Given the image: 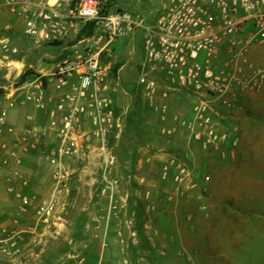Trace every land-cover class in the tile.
I'll return each instance as SVG.
<instances>
[{"label":"built area","instance_id":"built-area-1","mask_svg":"<svg viewBox=\"0 0 264 264\" xmlns=\"http://www.w3.org/2000/svg\"><path fill=\"white\" fill-rule=\"evenodd\" d=\"M4 11L21 20L23 34L36 45L60 48L59 57L48 56L53 59L48 69L28 66L15 80L0 79V139L7 135L15 148L38 151L50 169V192L35 210L38 223L72 205L84 177L106 199L100 210L118 215V162L111 145L122 130L123 111L115 104L108 75L120 38L143 29L138 86L147 107L158 114L161 131L171 134L179 126L205 149L235 144L223 127L224 112L236 107L238 90L264 84V68L246 58L253 47L264 45V0H162L147 25L117 0H0V15ZM10 29L5 22L0 64L20 53ZM170 91L191 96L190 117L170 112L165 101ZM24 105L42 112L43 128L8 122L10 110ZM168 120L172 125L164 124ZM0 149V154L16 155L5 141ZM7 163L0 156V167ZM159 174L178 186H195L185 157L174 156ZM0 231L5 234L0 253L20 254L17 234Z\"/></svg>","mask_w":264,"mask_h":264},{"label":"crops","instance_id":"crops-1","mask_svg":"<svg viewBox=\"0 0 264 264\" xmlns=\"http://www.w3.org/2000/svg\"><path fill=\"white\" fill-rule=\"evenodd\" d=\"M1 22L11 24L13 41L17 26L22 28L21 20L4 11ZM26 52L9 62L2 61L0 79L15 80L28 66L35 65L26 62L33 51ZM59 56L58 53L53 57ZM246 58L264 68V45L253 47ZM142 61L143 52L140 66ZM122 67L115 54L108 82L114 89L117 108L123 111L122 130L111 145L118 162L117 217L108 216L96 206L106 199L97 194L89 177H84L77 184L74 199L82 195L80 189L88 186L86 198L91 205H70L46 223H38L35 210L50 192V169L38 151L15 148L6 135L0 141H5L8 150L16 155L0 154L8 160L0 167V173L11 174L1 181L6 190L0 192V196L4 194L0 229L17 234L21 252L13 258L0 253V264H43L46 259L52 264H221L228 261V215L241 217L230 226L235 229L236 241L244 237V214L264 216V84L254 91L238 90L236 107L223 111V127L235 144L205 149L190 141L188 132L179 126L175 125L171 134L163 133L158 114L147 107L141 90L135 94V88L131 92L122 86ZM126 96L130 104H125ZM165 101L170 112L190 117L191 96L170 91ZM244 104L250 105V110ZM8 122L18 128L44 127L42 112L31 105L10 110ZM164 124L172 125L169 120ZM174 156L189 161L194 187L178 186L170 179L160 178V166ZM119 167L125 170L119 172ZM72 229L89 231V235L84 238L81 234L73 240L67 235ZM248 229L252 238L261 230L259 223ZM4 235L0 231V238ZM58 238H63L64 245L72 246L74 251L65 250L58 257L48 254Z\"/></svg>","mask_w":264,"mask_h":264},{"label":"rangeland","instance_id":"rangeland-1","mask_svg":"<svg viewBox=\"0 0 264 264\" xmlns=\"http://www.w3.org/2000/svg\"><path fill=\"white\" fill-rule=\"evenodd\" d=\"M118 5H121L125 10L130 12L133 16H137L139 18L144 19V24H150L157 13V11L161 8L162 0H117ZM4 22L0 23V34L3 28ZM14 33V39L13 43L18 47V49L21 52V55L26 54V49H29L32 53V56L27 57L26 62L35 64L32 66V68L36 69H42L46 70L49 68V64L52 63L53 59L48 58V56L44 57V53H51L54 55H57L60 51L59 47L52 46V45H44V46H36L34 42L26 37L23 32L20 25L17 26ZM124 41V42H123ZM142 42H143V29L137 28L133 37H127L125 40L123 38H120L117 43H115V54L119 57V61L123 63V67L120 70V78L122 81V86L129 90L133 91L135 88V94H138L140 92V87L138 86V79L141 73V66L140 61L142 59ZM40 58L43 59V61H40ZM138 86V87H137ZM141 93V92H140ZM126 99V100H125ZM124 99L125 104H130V98L129 96H126ZM244 108L246 107L249 109L251 108L250 105L244 104ZM263 107V106H261ZM262 160L263 157H260ZM119 172H123L124 168H118ZM24 173V172H23ZM39 174H42L40 172ZM45 174V172L43 173ZM10 174V171L8 172H1L0 173V192L5 191V186H2V180L4 178H7ZM85 188L80 189V193L82 192V195H80L76 199H72V206L78 205L82 206L84 204L90 206L91 203H88V200L86 198V194L88 192V186H84ZM8 190V189H7ZM79 193V194H80ZM4 197V194H1L0 196V202L1 198ZM102 201L99 203H96L97 207H100L103 205ZM241 218L239 216L235 215H228V224L230 226H234L236 221ZM245 221V230H244V237H242V241H236L233 237L235 236L236 232L234 228L230 229L228 231V245L226 249L228 250V255L226 260L228 261L226 263L221 264H264V216L263 215H251V214H244L243 216ZM255 223H259L260 231L256 232L257 236L252 238V233L246 228H251V226L255 225ZM66 233V232H65ZM83 234V237H87L89 235V231H77L75 229L69 230L67 235L68 237L75 240L77 236ZM232 236V238H231ZM57 243H53V245L48 249L49 253L52 256H59L65 250H73L72 246L70 245H64L63 238H58ZM62 242L60 244V241ZM56 244V245H55ZM46 259L43 264H52L51 261H47Z\"/></svg>","mask_w":264,"mask_h":264}]
</instances>
